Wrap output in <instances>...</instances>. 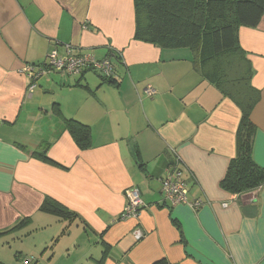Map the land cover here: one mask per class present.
Here are the masks:
<instances>
[{
	"label": "crops",
	"instance_id": "0c3cea01",
	"mask_svg": "<svg viewBox=\"0 0 264 264\" xmlns=\"http://www.w3.org/2000/svg\"><path fill=\"white\" fill-rule=\"evenodd\" d=\"M134 35V0H0V264H264V186L241 196L221 188L240 107L202 77L191 50ZM239 39L261 95L251 120L264 168V16ZM68 47L109 57L114 84L53 71L31 93L27 67ZM67 120L89 127L87 148ZM176 167L198 210L163 200ZM134 188L145 206L121 221ZM47 198L75 218L42 213Z\"/></svg>",
	"mask_w": 264,
	"mask_h": 264
},
{
	"label": "trees",
	"instance_id": "16d2710c",
	"mask_svg": "<svg viewBox=\"0 0 264 264\" xmlns=\"http://www.w3.org/2000/svg\"><path fill=\"white\" fill-rule=\"evenodd\" d=\"M134 11V40L161 49L191 50L202 77L241 109L236 155L221 188L241 196L263 187L264 168L254 159L257 128L251 120L261 95L252 85V65L241 47L239 31L258 27L264 16V0H134ZM102 79L112 84L115 81ZM65 125L81 149L90 145L88 126L76 120H67ZM32 157L53 163L47 152H34ZM41 211L63 220L75 218L73 212L52 198L44 201Z\"/></svg>",
	"mask_w": 264,
	"mask_h": 264
},
{
	"label": "built area",
	"instance_id": "2783aa9c",
	"mask_svg": "<svg viewBox=\"0 0 264 264\" xmlns=\"http://www.w3.org/2000/svg\"><path fill=\"white\" fill-rule=\"evenodd\" d=\"M68 49L65 55L57 51L52 52L48 57V64L45 66L30 65L25 70L29 78V91L32 93L38 87V81L50 72L67 73L69 75L80 76L86 71L100 73L102 78L111 80L115 76L114 65L111 59L105 58L97 60L92 54L73 53L72 48ZM148 96H153L155 91L147 89ZM162 195L165 203L175 207L181 204L188 205L193 210H198L202 206L200 200H188V187L184 181L182 170L179 167L173 168L166 179L162 180ZM127 204L120 216L121 221L138 219L142 208L145 206L138 189L126 191ZM23 264H33V260H24Z\"/></svg>",
	"mask_w": 264,
	"mask_h": 264
},
{
	"label": "rangeland",
	"instance_id": "374dc122",
	"mask_svg": "<svg viewBox=\"0 0 264 264\" xmlns=\"http://www.w3.org/2000/svg\"><path fill=\"white\" fill-rule=\"evenodd\" d=\"M87 72V71H86ZM94 72V71H93ZM97 73V72H96ZM99 74V73H98ZM102 77V76H101ZM81 252V251H80ZM35 263V261H33V264Z\"/></svg>",
	"mask_w": 264,
	"mask_h": 264
}]
</instances>
